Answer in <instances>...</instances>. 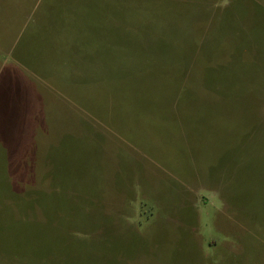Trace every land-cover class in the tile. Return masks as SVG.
Returning <instances> with one entry per match:
<instances>
[{"label":"rangeland","instance_id":"1","mask_svg":"<svg viewBox=\"0 0 264 264\" xmlns=\"http://www.w3.org/2000/svg\"><path fill=\"white\" fill-rule=\"evenodd\" d=\"M0 264H264V0H0Z\"/></svg>","mask_w":264,"mask_h":264}]
</instances>
